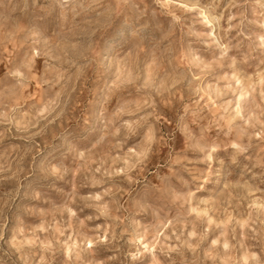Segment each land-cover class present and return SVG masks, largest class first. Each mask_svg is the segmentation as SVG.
I'll return each instance as SVG.
<instances>
[{"label":"rangeland","instance_id":"obj_1","mask_svg":"<svg viewBox=\"0 0 264 264\" xmlns=\"http://www.w3.org/2000/svg\"><path fill=\"white\" fill-rule=\"evenodd\" d=\"M0 264H264V0H0Z\"/></svg>","mask_w":264,"mask_h":264}]
</instances>
